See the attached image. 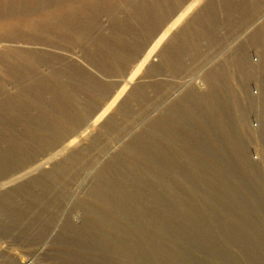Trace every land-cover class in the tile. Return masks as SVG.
Here are the masks:
<instances>
[{"label": "rangeland", "instance_id": "1", "mask_svg": "<svg viewBox=\"0 0 264 264\" xmlns=\"http://www.w3.org/2000/svg\"><path fill=\"white\" fill-rule=\"evenodd\" d=\"M0 21V264H264V0Z\"/></svg>", "mask_w": 264, "mask_h": 264}, {"label": "bare ground", "instance_id": "2", "mask_svg": "<svg viewBox=\"0 0 264 264\" xmlns=\"http://www.w3.org/2000/svg\"><path fill=\"white\" fill-rule=\"evenodd\" d=\"M6 26H7V24L5 23V21H0V30L4 29ZM8 29H9V24H8L6 30H8Z\"/></svg>", "mask_w": 264, "mask_h": 264}]
</instances>
